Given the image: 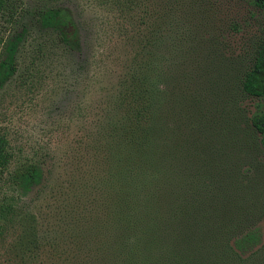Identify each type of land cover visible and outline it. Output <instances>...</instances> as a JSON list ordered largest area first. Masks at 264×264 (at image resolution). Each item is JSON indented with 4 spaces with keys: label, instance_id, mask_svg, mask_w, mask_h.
Wrapping results in <instances>:
<instances>
[{
    "label": "rangeland",
    "instance_id": "374dc122",
    "mask_svg": "<svg viewBox=\"0 0 264 264\" xmlns=\"http://www.w3.org/2000/svg\"><path fill=\"white\" fill-rule=\"evenodd\" d=\"M130 1L0 0V126L14 154L9 173L35 164L43 174L29 192L6 174L0 203L13 204V213L0 264L21 263L17 242L34 224L40 237L63 238L59 253L41 245L39 261L86 264L67 230L102 217L112 195L133 73L148 75L161 95L152 99L163 154L155 159L167 161L170 190L189 175L218 181L237 164L247 185L264 187V148L249 146L250 135L237 126H246L239 108L247 116L259 99L237 91L239 73L232 71L237 56L240 70L252 64L264 36V7L251 0H149L145 14ZM50 9L55 18L43 20L41 12ZM162 21L164 37L156 42ZM233 22L243 25L240 33L231 30ZM180 168L185 173L177 177ZM253 223L264 228V207Z\"/></svg>",
    "mask_w": 264,
    "mask_h": 264
},
{
    "label": "trees",
    "instance_id": "16d2710c",
    "mask_svg": "<svg viewBox=\"0 0 264 264\" xmlns=\"http://www.w3.org/2000/svg\"><path fill=\"white\" fill-rule=\"evenodd\" d=\"M148 1L130 2L147 14ZM251 3L264 7V0H251ZM56 14V10L50 9L42 11L40 17L47 21ZM160 15L162 18L163 14ZM144 23L148 24L146 20ZM160 23L156 42L164 37L163 21ZM176 27L181 28L179 20ZM230 28L240 33L243 25L233 22ZM59 37L63 42L69 41L65 34ZM261 37L252 64L241 66L240 70L241 56H237L232 70L239 73L234 76L237 91L259 99L255 110L247 116L239 108L246 126L241 122L237 125L250 135L249 146L258 149L264 148V36ZM143 40L144 47L151 44L146 32ZM247 44L251 50V43ZM144 76L131 74L133 80L125 88L132 97L131 110L120 125V141L115 147L116 172L109 180L112 195L105 200L102 217L93 223L84 222L81 228L75 224L69 227L72 240L69 244L81 251L86 264H97L102 258L111 264H264V228L258 223L250 224L264 207V187L247 185L248 175L237 164L231 172L225 170L224 178L218 181L201 180V174L189 175L188 179H179L182 182L170 190L167 161L155 159V155L161 154L162 145L152 125V99L153 95L156 100L161 95L158 88L154 91L150 77ZM13 157L9 137L0 126V189L9 174L17 187L29 192L41 183L42 170L35 164H24L9 173ZM157 162L164 166L157 168ZM181 172L184 174L185 169L180 168L177 177ZM12 206L0 203V249L12 226L7 218L13 213ZM37 228V224L25 228L17 242L20 264H47L48 260L39 261L40 246L50 243L58 253L62 247V236L55 243L51 234L38 236ZM71 264L81 262L71 261Z\"/></svg>",
    "mask_w": 264,
    "mask_h": 264
}]
</instances>
